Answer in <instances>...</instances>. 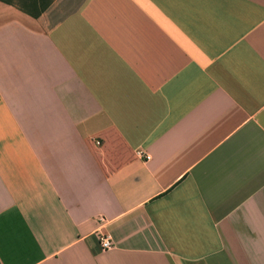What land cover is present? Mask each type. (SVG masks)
<instances>
[{
    "label": "crops",
    "instance_id": "1",
    "mask_svg": "<svg viewBox=\"0 0 264 264\" xmlns=\"http://www.w3.org/2000/svg\"><path fill=\"white\" fill-rule=\"evenodd\" d=\"M0 264H264V0H0Z\"/></svg>",
    "mask_w": 264,
    "mask_h": 264
},
{
    "label": "built area",
    "instance_id": "2",
    "mask_svg": "<svg viewBox=\"0 0 264 264\" xmlns=\"http://www.w3.org/2000/svg\"><path fill=\"white\" fill-rule=\"evenodd\" d=\"M96 145L98 144L97 142L95 143ZM140 154V153H139ZM144 159L147 158L145 154H143ZM142 157V156H141ZM98 221H102V218L98 219ZM97 242L101 250H107L111 248V239L108 235L106 234H97Z\"/></svg>",
    "mask_w": 264,
    "mask_h": 264
},
{
    "label": "trees",
    "instance_id": "3",
    "mask_svg": "<svg viewBox=\"0 0 264 264\" xmlns=\"http://www.w3.org/2000/svg\"><path fill=\"white\" fill-rule=\"evenodd\" d=\"M33 18H35V17H37V14H35V15H31Z\"/></svg>",
    "mask_w": 264,
    "mask_h": 264
}]
</instances>
